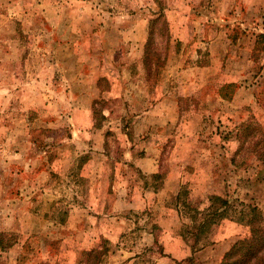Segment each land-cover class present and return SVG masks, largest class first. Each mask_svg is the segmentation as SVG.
Masks as SVG:
<instances>
[{
	"label": "rangeland",
	"instance_id": "1",
	"mask_svg": "<svg viewBox=\"0 0 264 264\" xmlns=\"http://www.w3.org/2000/svg\"><path fill=\"white\" fill-rule=\"evenodd\" d=\"M261 36L264 0H0V264H220L264 224Z\"/></svg>",
	"mask_w": 264,
	"mask_h": 264
},
{
	"label": "trees",
	"instance_id": "2",
	"mask_svg": "<svg viewBox=\"0 0 264 264\" xmlns=\"http://www.w3.org/2000/svg\"><path fill=\"white\" fill-rule=\"evenodd\" d=\"M261 38L264 39V36ZM252 213V218L248 221L250 237L235 243L220 264H264V224L259 210L253 209ZM204 225L205 222L201 227Z\"/></svg>",
	"mask_w": 264,
	"mask_h": 264
},
{
	"label": "crops",
	"instance_id": "3",
	"mask_svg": "<svg viewBox=\"0 0 264 264\" xmlns=\"http://www.w3.org/2000/svg\"><path fill=\"white\" fill-rule=\"evenodd\" d=\"M158 159V158H157ZM136 166H138V168H140L144 173H148V174H156L158 173L159 171V167L157 165V161L156 159L153 160L152 158H144V159H140V160H136ZM146 202V200H145ZM204 247V246H203ZM213 247V246H212ZM215 247V246H214ZM213 247V248H214ZM202 248V247H201ZM211 248V250L213 249ZM201 251H204L203 249L200 250ZM213 252V251H212ZM123 264V261L122 263ZM127 264V263H126ZM131 264V263H129ZM133 264V263H132Z\"/></svg>",
	"mask_w": 264,
	"mask_h": 264
}]
</instances>
